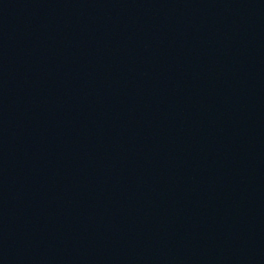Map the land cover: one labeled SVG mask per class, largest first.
Returning <instances> with one entry per match:
<instances>
[{"label":"water","instance_id":"1","mask_svg":"<svg viewBox=\"0 0 264 264\" xmlns=\"http://www.w3.org/2000/svg\"><path fill=\"white\" fill-rule=\"evenodd\" d=\"M0 264H264V0H0Z\"/></svg>","mask_w":264,"mask_h":264}]
</instances>
